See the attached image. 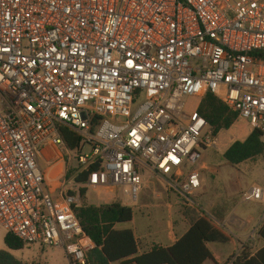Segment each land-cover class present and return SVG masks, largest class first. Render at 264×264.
<instances>
[{
  "label": "built area",
  "instance_id": "built-area-1",
  "mask_svg": "<svg viewBox=\"0 0 264 264\" xmlns=\"http://www.w3.org/2000/svg\"><path fill=\"white\" fill-rule=\"evenodd\" d=\"M208 93L264 142V0H0V224L89 264L83 187L136 205L148 173L200 212V164L218 146L200 113ZM50 146L65 163L57 194L39 163ZM71 152L81 171L101 168L67 189Z\"/></svg>",
  "mask_w": 264,
  "mask_h": 264
},
{
  "label": "trees",
  "instance_id": "trees-1",
  "mask_svg": "<svg viewBox=\"0 0 264 264\" xmlns=\"http://www.w3.org/2000/svg\"><path fill=\"white\" fill-rule=\"evenodd\" d=\"M200 113L213 129L215 137L230 130L238 117L218 97L210 93L203 100ZM62 135L71 151L79 147V135L67 127L63 128ZM259 157L264 158V142L260 132L252 133L245 142H235L223 156L232 166ZM100 168V162H95L84 171L80 168L71 169L67 178H74L75 183L84 184ZM87 193L86 187L80 190L81 202L75 207V212L89 239L96 245L88 255L89 264H205L213 259L209 244L224 245L232 239L214 215L204 210L197 212L187 208L185 215L191 221V228L183 237L170 248L155 247L140 254L134 231L124 228L134 220L133 209L120 201L99 206L88 204ZM4 242L7 250H0V264H23L11 251L23 250L25 243L11 233H7ZM246 258L242 254L234 264H240Z\"/></svg>",
  "mask_w": 264,
  "mask_h": 264
},
{
  "label": "crops",
  "instance_id": "crops-1",
  "mask_svg": "<svg viewBox=\"0 0 264 264\" xmlns=\"http://www.w3.org/2000/svg\"><path fill=\"white\" fill-rule=\"evenodd\" d=\"M234 126L239 131L231 138L226 149L221 150L222 147L219 148L218 144L217 148L214 149L217 154H212L210 161L206 160V156H203L200 164L201 176L206 174V179L202 180V189L197 196L198 203L205 212L206 210L212 212V215L215 216L219 224L232 238L228 244H209L208 248L212 253L213 259L206 261L205 264H226L234 254L239 256L243 254L247 257L240 264H264V200L245 202L242 198L244 192L249 191L253 186H260L264 189V173L260 176L261 184L254 183L247 188L242 185L240 179L232 180L228 188L214 182L211 183L209 179V176L212 178L213 175L214 178L211 180L214 181L215 177L220 173L221 167L219 169L213 167V161L216 160L215 156L218 155L222 158L235 142H245L252 134L246 121H240ZM56 152V147L50 146L45 149L43 157L39 160L40 166L48 180L49 189L53 194L59 192V175L65 168V163L62 159H54ZM244 164H248L244 169L245 172L253 171L257 165L264 171V158L259 157L233 167H239ZM218 187L225 188L223 191L228 193L226 198L217 200ZM162 194L172 196L167 191L162 192ZM162 194L160 193V196ZM98 195L102 199L100 205L121 201L119 191L115 189L104 190ZM167 208H169L168 213L171 218L173 206L168 205ZM136 221V215H134L133 226L129 229H132L135 233L140 254L151 251L155 247L166 249L172 247L191 228L190 219L184 215L175 218L174 221L170 220L164 224L154 225L150 229L152 231L148 230L149 232L143 235L144 228L140 223L136 227ZM137 233L142 235L140 242Z\"/></svg>",
  "mask_w": 264,
  "mask_h": 264
},
{
  "label": "rangeland",
  "instance_id": "rangeland-1",
  "mask_svg": "<svg viewBox=\"0 0 264 264\" xmlns=\"http://www.w3.org/2000/svg\"><path fill=\"white\" fill-rule=\"evenodd\" d=\"M195 103V102H193ZM238 128L235 126L231 128L228 131H224L219 135L218 144L219 148L221 150L226 149V146L229 144L231 138L238 133ZM214 149H208L204 152V156H206V160L210 161L212 154H217ZM92 154V148L89 145H86L83 150V156L85 155H91ZM72 155V162L70 164L71 169H78L79 166L78 158L79 155L75 152H71ZM216 160L213 161V167L215 169H219L220 167V173L218 176L215 177V180L212 181L211 179L214 178L212 175V178L209 179L215 184L223 185L224 187H229L230 183L234 179H240L242 185H244L246 188L251 187L254 183L261 184L260 182V176L264 173L263 169H260V166L258 169L255 167V169L251 172H245V167L248 165H242L239 167H233L224 160V158L216 155ZM257 159V158H256ZM215 175V174H214ZM144 178L146 180V184L144 185L139 201L136 205L130 204L127 202L123 190H119V198L122 201L124 205H127L128 207L132 208L134 211V215H136V224L137 227L138 224L142 225L144 228V234H147L154 225H159L161 223H166L168 221H174L175 218L184 216L186 214V207L183 206L176 195L169 192L166 188V186L157 178H155L153 175L144 173ZM206 179V174H203L201 176V180ZM68 188L70 189L72 187V184L74 185V178H71L68 180ZM222 187H218V199L221 200L222 198H226V195H228L227 191H223ZM167 191L168 193L172 194H162ZM160 193L162 196H160ZM87 203L91 205H100L102 203V199L99 197L98 193H96L93 189H88V193L86 196ZM168 205L173 206V213L172 217H169ZM207 213L212 214L211 211L206 210ZM133 223H130L128 225H125L124 228H132ZM152 231V230H150ZM7 231L3 228V226L0 224V250H7V247L5 245L4 239L7 235ZM139 242L141 241V233H137ZM11 253L14 255V257L22 262L23 264H71V261L68 257V254L66 250L62 248H55V247H44L40 245H27L23 250L20 251H11ZM235 255V254H234ZM227 264V263H226Z\"/></svg>",
  "mask_w": 264,
  "mask_h": 264
}]
</instances>
